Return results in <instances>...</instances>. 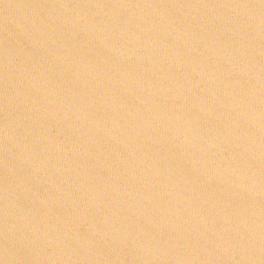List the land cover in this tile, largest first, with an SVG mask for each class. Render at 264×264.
<instances>
[{"label": "water", "instance_id": "obj_1", "mask_svg": "<svg viewBox=\"0 0 264 264\" xmlns=\"http://www.w3.org/2000/svg\"><path fill=\"white\" fill-rule=\"evenodd\" d=\"M0 264H264V0H0Z\"/></svg>", "mask_w": 264, "mask_h": 264}, {"label": "clouds", "instance_id": "obj_2", "mask_svg": "<svg viewBox=\"0 0 264 264\" xmlns=\"http://www.w3.org/2000/svg\"><path fill=\"white\" fill-rule=\"evenodd\" d=\"M8 250V249H7ZM9 251V250H8Z\"/></svg>", "mask_w": 264, "mask_h": 264}]
</instances>
